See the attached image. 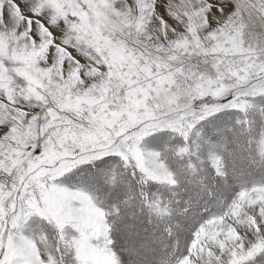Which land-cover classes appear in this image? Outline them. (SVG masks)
<instances>
[{
	"label": "snow or ice",
	"instance_id": "obj_1",
	"mask_svg": "<svg viewBox=\"0 0 264 264\" xmlns=\"http://www.w3.org/2000/svg\"><path fill=\"white\" fill-rule=\"evenodd\" d=\"M0 264H264V0H0Z\"/></svg>",
	"mask_w": 264,
	"mask_h": 264
}]
</instances>
